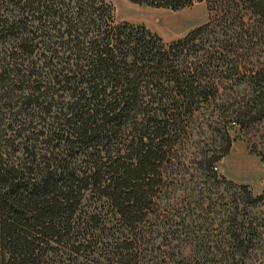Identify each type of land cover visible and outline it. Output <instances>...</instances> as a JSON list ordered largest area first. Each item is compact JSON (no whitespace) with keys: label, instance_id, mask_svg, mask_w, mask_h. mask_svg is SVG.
<instances>
[{"label":"trees","instance_id":"1","mask_svg":"<svg viewBox=\"0 0 264 264\" xmlns=\"http://www.w3.org/2000/svg\"><path fill=\"white\" fill-rule=\"evenodd\" d=\"M128 1L204 2L209 20L167 45L115 27L108 0H0V264H143L142 226L180 184L183 141L218 81L250 89L223 115L264 161V0ZM239 217L219 250L233 261L258 237Z\"/></svg>","mask_w":264,"mask_h":264},{"label":"rangeland","instance_id":"2","mask_svg":"<svg viewBox=\"0 0 264 264\" xmlns=\"http://www.w3.org/2000/svg\"><path fill=\"white\" fill-rule=\"evenodd\" d=\"M108 2L115 27L145 28L167 45L206 25L210 15L204 2L177 12L128 0ZM257 51L256 59L264 63V41ZM217 83L221 99L202 105L183 141L181 166L176 169L180 175H175L180 184L161 196L164 211L142 226L153 241L143 264H264V200L252 204L238 189L246 186L252 199L264 196V161L251 153L245 132L230 126L236 118L223 115L224 109L247 99L251 91L226 80ZM227 145L229 153L222 156ZM205 157L215 158L216 180L205 168ZM237 208L238 220L257 227L258 237L247 255L233 261L222 246L231 240L225 231Z\"/></svg>","mask_w":264,"mask_h":264},{"label":"built area","instance_id":"3","mask_svg":"<svg viewBox=\"0 0 264 264\" xmlns=\"http://www.w3.org/2000/svg\"><path fill=\"white\" fill-rule=\"evenodd\" d=\"M232 126H233V128H235L237 125H236V123L233 122V123H232ZM215 170L218 171V167L215 168Z\"/></svg>","mask_w":264,"mask_h":264}]
</instances>
